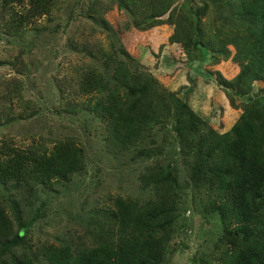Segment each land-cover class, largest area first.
I'll use <instances>...</instances> for the list:
<instances>
[{"label":"trees","instance_id":"16d2710c","mask_svg":"<svg viewBox=\"0 0 264 264\" xmlns=\"http://www.w3.org/2000/svg\"><path fill=\"white\" fill-rule=\"evenodd\" d=\"M176 1L95 0L91 11L110 48L67 44L103 61L102 69L85 65L58 83L65 112L96 117L107 147L141 167L140 193L99 198L58 245L35 241L49 197L87 173L86 149L74 136L25 148L1 140L0 186L7 193L0 187V264H174L175 239L193 251L186 245L194 229L187 211L215 228L211 250L190 255V264H264V0H213L221 19L213 34L204 21L209 4ZM60 5L0 0L4 35L21 38L37 19L51 21ZM171 48L177 64L181 58L209 64L206 73L218 88L210 121L170 89L180 69L155 75L141 66L142 52L158 64ZM25 53L21 48L0 67L23 75ZM22 94L21 81L0 82V127L40 115Z\"/></svg>","mask_w":264,"mask_h":264},{"label":"rangeland","instance_id":"374dc122","mask_svg":"<svg viewBox=\"0 0 264 264\" xmlns=\"http://www.w3.org/2000/svg\"><path fill=\"white\" fill-rule=\"evenodd\" d=\"M94 1L61 0L60 8L54 12L51 21L47 16L37 19V24L29 25L21 38L7 37L4 35V26L0 24V61H7L11 55L18 56L23 48L26 51L24 61L28 66L23 75L17 74L10 66L0 67V82L5 79L21 81L23 97L36 102L40 109V115L31 120L1 126L0 141L12 139L16 147L25 148L34 142L42 143L43 139L56 140L74 136L87 153V173L77 177L66 192L49 197L47 217L33 230V239L47 242L46 245H58L60 240L77 227L81 213L99 198L103 199L109 194L136 196L142 189L139 181L141 167L130 162L127 159L129 157L116 155L107 147L104 125L87 113L75 115L65 112V104L61 100L60 81L76 76L79 68L85 65L96 64L101 69V65L103 66V61L94 63L89 57L71 51L68 40L100 42L105 48H110L108 32L96 25L97 15L91 11ZM200 1L209 4V14L204 21L207 33L213 34L221 28L217 7L213 0ZM181 2L176 1L179 4ZM170 51L174 52V49L162 53L158 64L149 52H142L141 66L155 75H167L180 69L179 76L170 84V89L179 92L199 115L210 121L213 117L212 96L218 88L215 79L206 73L209 64L189 60L185 63L182 58L177 64L171 59L173 56ZM189 77L194 80L192 83ZM19 113L17 111L14 116ZM0 187L6 196L7 191ZM185 205L191 206L189 199ZM185 218L189 219L194 228L186 236V245L192 247L193 251L187 247L178 248L179 240L175 239L170 257L174 264H190V255L212 248L215 228L211 230L209 224L201 221L198 213L187 211ZM40 264L47 263L41 261Z\"/></svg>","mask_w":264,"mask_h":264}]
</instances>
